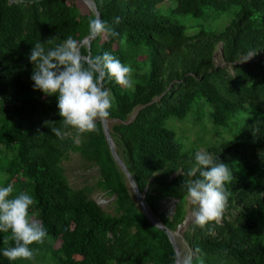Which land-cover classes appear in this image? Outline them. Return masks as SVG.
Here are the masks:
<instances>
[{"label": "trees", "instance_id": "1", "mask_svg": "<svg viewBox=\"0 0 264 264\" xmlns=\"http://www.w3.org/2000/svg\"><path fill=\"white\" fill-rule=\"evenodd\" d=\"M93 1L119 35L105 31L81 52L91 59L109 51L133 70L131 88L107 78L104 87L116 150L148 207L172 231L186 218L182 183L199 148L177 138L171 119L200 108L195 122L208 117L225 131L235 125L232 137L204 150L233 175L219 220L183 231L186 257L191 264H264V0ZM231 8L238 11L221 31L185 25L186 16ZM94 15L83 0H0V183L11 182L13 195H32L29 215L47 229L29 246L37 262L0 255V264H176L172 242L142 211L103 125L86 133L67 128L58 139L50 127L62 119L56 97L32 88V44L67 36L81 43ZM219 45L224 63L215 62ZM73 155L96 170L94 183L72 186L64 164ZM97 193L112 199L111 210ZM11 244L10 230L0 232V249Z\"/></svg>", "mask_w": 264, "mask_h": 264}, {"label": "clouds", "instance_id": "2", "mask_svg": "<svg viewBox=\"0 0 264 264\" xmlns=\"http://www.w3.org/2000/svg\"><path fill=\"white\" fill-rule=\"evenodd\" d=\"M120 21L119 16L113 18L114 24L118 25ZM87 30L89 37H96L105 31H110L113 36L119 35L107 26L99 14L88 19ZM82 47V43L72 36L59 42L48 38L43 42L37 40L26 54L33 64L30 76L32 88L44 96L56 97L58 114L62 119L59 126L50 127L60 140L65 138L64 129L72 128L77 133L93 132L110 116L112 97L104 87L106 78L128 88L133 84V70L127 63H122L109 51L87 59L81 52ZM260 156L264 159V151ZM193 160L194 165L188 170V178L183 180L182 185L186 198L193 205V223L203 229L209 222L218 221L221 217L228 195L225 186L231 181L233 173L226 163L214 159L207 151L196 150ZM13 192L11 182L0 183V232L10 230L12 239L10 246L0 249V255L10 262L31 260L34 250L29 246L42 242L47 229L29 215V209L34 204L33 196L25 191L15 195ZM172 207L175 209L174 205ZM183 264H191V258L185 257Z\"/></svg>", "mask_w": 264, "mask_h": 264}, {"label": "rangeland", "instance_id": "3", "mask_svg": "<svg viewBox=\"0 0 264 264\" xmlns=\"http://www.w3.org/2000/svg\"><path fill=\"white\" fill-rule=\"evenodd\" d=\"M161 6H165V4H162ZM237 11H238L237 8H231L224 12L207 10L205 15L200 18H193L190 16H186L185 25L187 26V28H198L203 26L214 31H221L234 18ZM188 31L192 32L193 30H188ZM215 62L224 63L222 60L221 45H219L218 49L215 52ZM200 111H201L200 108H196L193 112H191L188 115V117L185 120H176V119L170 120L169 127L173 128L176 131L177 138L180 141H183L184 144L190 146L195 145L199 148V150L204 151L209 144L219 145L222 140L230 138L234 135L233 132H235L236 130L235 125L233 126V130L225 131L223 127L216 126L212 121H210V118L208 117L204 120L203 123L195 122V117L197 113H200ZM237 123L241 124L243 123V121ZM208 141L210 142L207 144ZM64 165L72 186L80 187L85 184H92L96 181L97 178L96 170L86 169L83 165H81L80 158L77 155H73L70 159L66 160ZM95 198L102 205V207L106 208L107 210H111L110 206H108L110 201L112 200L111 198H107L106 196H104L103 193H97ZM172 206L173 203L171 201L167 203L165 206V208H167V211L169 213L173 211ZM192 208L193 205L191 204L190 200L187 199L186 216H189L191 219L188 221L186 225L177 229L178 230V234L176 235L177 244L183 259L187 255H189V247L186 245L182 233L188 227V224L193 222L191 217ZM32 217L35 219V216ZM31 261L35 263L38 260L35 256H33Z\"/></svg>", "mask_w": 264, "mask_h": 264}, {"label": "water", "instance_id": "4", "mask_svg": "<svg viewBox=\"0 0 264 264\" xmlns=\"http://www.w3.org/2000/svg\"><path fill=\"white\" fill-rule=\"evenodd\" d=\"M83 1L89 6V8H91V10H93V12L95 14H99L100 17H101V14H100V12L98 10L97 4L93 0H83ZM94 38L95 37L86 36L81 41V43L85 44L88 47V49L90 50V45H91V42H92V40ZM85 58L90 59V52ZM134 117H135V114L132 116V119ZM111 121H113V120L107 118L102 123V125H103V129H104V132H105L106 141H107V143L109 145L110 151H111L114 159L116 160V162L118 163V165L120 166L122 171L125 173V175L127 177V180H128V183H129V186L131 187V190H132L133 194L135 195V198H136L138 204L140 205L142 211L144 212L145 216L148 218V220L152 224H154L158 228L163 229L167 233L170 241L173 244L175 252H176V264H183V258H182L181 254H180L179 247H178V244H177V238H176V235L178 234V230L172 231L169 228H167L163 224V222L160 220V218L157 217L155 214H153V212L148 207V205H147V203L145 201V192L144 193L141 192L140 187L138 186V184L136 183L133 175L129 171L126 163L119 156V154H118V152L116 150L115 142H114V140H113V138L111 136V130H110ZM146 191H147V188H146ZM173 212H174V209H173ZM190 219L191 218L189 216H186L185 220L182 222V224L178 225L177 229H179L180 227L186 225Z\"/></svg>", "mask_w": 264, "mask_h": 264}]
</instances>
